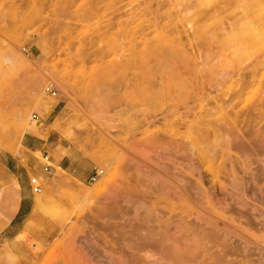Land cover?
Returning <instances> with one entry per match:
<instances>
[{"label":"rangeland","instance_id":"374dc122","mask_svg":"<svg viewBox=\"0 0 264 264\" xmlns=\"http://www.w3.org/2000/svg\"><path fill=\"white\" fill-rule=\"evenodd\" d=\"M32 134L0 264H264V0H0V152Z\"/></svg>","mask_w":264,"mask_h":264},{"label":"crops","instance_id":"0c3cea01","mask_svg":"<svg viewBox=\"0 0 264 264\" xmlns=\"http://www.w3.org/2000/svg\"><path fill=\"white\" fill-rule=\"evenodd\" d=\"M45 145L32 134L24 137L18 154L0 152V245L15 240L33 215L35 194L30 179L42 173L33 154L44 152Z\"/></svg>","mask_w":264,"mask_h":264},{"label":"built area","instance_id":"2783aa9c","mask_svg":"<svg viewBox=\"0 0 264 264\" xmlns=\"http://www.w3.org/2000/svg\"><path fill=\"white\" fill-rule=\"evenodd\" d=\"M46 92L51 94L52 96H56L58 94V91L52 86L47 87ZM33 120L38 122L40 120V117L35 114V115H33ZM102 174H103L102 171H98L96 169L95 173L91 177V181H96ZM30 184H31V188H32L34 194L41 192L42 188H41V184H40V181L38 178H36V177L31 178Z\"/></svg>","mask_w":264,"mask_h":264},{"label":"bare ground","instance_id":"6f19581e","mask_svg":"<svg viewBox=\"0 0 264 264\" xmlns=\"http://www.w3.org/2000/svg\"><path fill=\"white\" fill-rule=\"evenodd\" d=\"M240 21V20H239ZM245 31V30H244ZM243 51V50H242ZM133 88V87H132ZM130 91V90H129ZM131 92H132V90H131ZM79 109V108H78ZM31 124H32V126H33V128L35 127V125H36V122H35V120L33 121V120H31ZM179 260V259H178ZM183 261V260H182ZM185 261H187V260H185ZM188 262V261H187Z\"/></svg>","mask_w":264,"mask_h":264}]
</instances>
